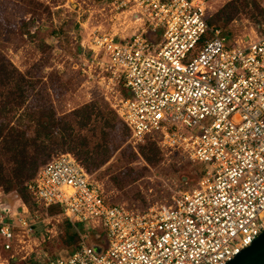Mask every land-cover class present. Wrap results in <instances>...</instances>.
<instances>
[{
    "label": "built area",
    "instance_id": "built-area-1",
    "mask_svg": "<svg viewBox=\"0 0 264 264\" xmlns=\"http://www.w3.org/2000/svg\"><path fill=\"white\" fill-rule=\"evenodd\" d=\"M105 1L133 17L138 33L126 41L91 31L80 43L81 56L92 53L84 65L128 90L116 107L135 144L154 137L165 154L204 163V174L170 203L142 210L107 199L73 154L52 158L27 184L32 202L103 229L106 247L97 253L81 232L69 256L43 252L36 264H226L264 230V35L228 46L207 24V0ZM21 208L0 204L4 251L34 234Z\"/></svg>",
    "mask_w": 264,
    "mask_h": 264
},
{
    "label": "rangeland",
    "instance_id": "rangeland-1",
    "mask_svg": "<svg viewBox=\"0 0 264 264\" xmlns=\"http://www.w3.org/2000/svg\"><path fill=\"white\" fill-rule=\"evenodd\" d=\"M207 1L208 14H214L231 0ZM236 7L238 15L230 24L232 36L231 45L226 42L228 46L264 35V18L260 13L264 11V0H249L247 5L236 4ZM0 18L7 21L5 31L0 33V51L35 83L29 105L49 106L60 118L72 116L75 130L87 140L90 149L107 150L108 161L89 173L107 199L145 210L170 203L172 197L196 186L200 167L189 162L181 150L165 154L159 147V160L145 161L140 146L156 139L150 137L138 144L131 139L130 130L116 107L117 99L128 97V91L122 84L109 82L108 74L96 66L84 65L90 57L81 56L78 43L94 30L128 41L138 33L139 23H134L133 17L117 13L105 0H0ZM204 38L211 39V32ZM201 47L202 43L188 54L187 60L195 57ZM21 113L16 114L13 122H17ZM22 123H28L25 114ZM205 123L209 124L210 119ZM51 138L54 144H51L50 160L71 153L58 134H52ZM24 195L25 198H14L0 187V204L19 212L25 204L29 212L24 216L34 226V234L23 238L15 252L4 251L0 243V261L14 255L11 264H35L43 252L50 256L67 255L71 250L67 244L71 232L66 230L61 212L41 209L34 205L28 193ZM76 228L87 240L94 234L90 232L93 230L90 224L80 223ZM99 232L104 242L105 232L103 229Z\"/></svg>",
    "mask_w": 264,
    "mask_h": 264
},
{
    "label": "trees",
    "instance_id": "trees-1",
    "mask_svg": "<svg viewBox=\"0 0 264 264\" xmlns=\"http://www.w3.org/2000/svg\"><path fill=\"white\" fill-rule=\"evenodd\" d=\"M248 1L231 0L217 13H207L209 28L220 29L229 45L232 36L230 24L238 15L236 4L247 5ZM256 7L260 8L257 4ZM260 13L264 18V11ZM5 25L7 21L0 18V33L5 31ZM146 36L150 37V34ZM78 46L81 53L80 43ZM86 55L91 57V51H87ZM34 88L32 78L21 72L0 51V187L6 193H12L14 198H25V193L31 198L27 184L35 177L38 169L50 161L53 153L51 146L54 144L52 134L60 136L65 149L74 155L88 174L108 161L106 149L101 150L100 147L90 149L87 140L75 130L72 116L60 118L49 106L29 105V97ZM19 111L22 113L15 123L13 120ZM24 114L28 119L25 125L22 123ZM80 126L82 128L84 124L81 123ZM139 152L148 163L158 161L161 155V150L153 139L140 146ZM195 164L200 167V179L204 174L205 164L202 162ZM55 210L60 211L57 206H51L47 211ZM65 222L66 230L71 232L67 237V244L71 250L65 256H51L53 258H66L78 248L81 232L76 225L79 226L80 223H72L67 218ZM92 231L90 232L94 234L88 237V242L97 253H101L106 247L105 243L101 242L103 234L101 235L99 229Z\"/></svg>",
    "mask_w": 264,
    "mask_h": 264
},
{
    "label": "water",
    "instance_id": "water-1",
    "mask_svg": "<svg viewBox=\"0 0 264 264\" xmlns=\"http://www.w3.org/2000/svg\"><path fill=\"white\" fill-rule=\"evenodd\" d=\"M226 264H264V230L246 248L230 259Z\"/></svg>",
    "mask_w": 264,
    "mask_h": 264
}]
</instances>
